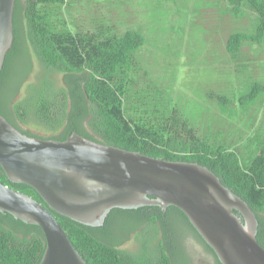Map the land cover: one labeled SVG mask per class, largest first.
Instances as JSON below:
<instances>
[{
	"label": "trees",
	"instance_id": "1",
	"mask_svg": "<svg viewBox=\"0 0 264 264\" xmlns=\"http://www.w3.org/2000/svg\"><path fill=\"white\" fill-rule=\"evenodd\" d=\"M71 1L15 0L14 42L0 70L1 114L31 136L63 141L77 132L150 156L209 167L254 210L264 246V77L252 52L255 44L264 45V0H211L221 13H213L211 26L222 25L224 58L233 65L236 84L230 79L213 82L204 94L210 111L205 122L178 102L182 95L174 96L152 79L144 55L148 40L140 28L120 31L103 22L95 29H75L65 15ZM27 41L40 66L31 82ZM56 74H62V84ZM243 121L257 123L253 133L242 130ZM30 125L47 134L34 133ZM0 181L46 205L88 264H190L183 247L187 235L203 244L213 264H223L175 205L165 210L155 204L114 207L103 225L94 226L51 208L33 186L11 180L1 165ZM135 231L140 249H121ZM45 248L42 227L0 210V264H39Z\"/></svg>",
	"mask_w": 264,
	"mask_h": 264
},
{
	"label": "water",
	"instance_id": "2",
	"mask_svg": "<svg viewBox=\"0 0 264 264\" xmlns=\"http://www.w3.org/2000/svg\"><path fill=\"white\" fill-rule=\"evenodd\" d=\"M14 7L15 0H0V70L14 42ZM0 165L11 180L33 186L51 208L81 223L102 225L114 207L175 205L223 264H264L256 213L205 165L150 156L77 132L63 141L31 136L1 112ZM0 210L42 227L46 248L39 264H88L46 205L2 181Z\"/></svg>",
	"mask_w": 264,
	"mask_h": 264
},
{
	"label": "rangeland",
	"instance_id": "3",
	"mask_svg": "<svg viewBox=\"0 0 264 264\" xmlns=\"http://www.w3.org/2000/svg\"><path fill=\"white\" fill-rule=\"evenodd\" d=\"M212 7L211 0H72L65 15L75 29H95L103 22L120 31L140 28L148 40L144 55L150 60L148 70L152 79L174 96L182 95L178 102L190 110L196 120L205 122L209 120L210 111L206 109L204 94L212 88L213 82L230 79L236 84L233 65L224 58L222 25L211 26L213 13H221ZM26 44L33 64L28 78L31 82L40 66L30 43ZM252 52L258 57V71L264 77V45L255 44ZM22 65L21 60H16L17 68ZM56 78L62 84V74H56ZM239 124L246 134L253 133L257 127V123L243 121ZM27 128L36 134H47L34 125ZM157 241L158 238L151 244L156 246ZM140 246L137 231L119 245L130 252L138 251ZM183 247L190 264H213L211 254L192 235L184 237Z\"/></svg>",
	"mask_w": 264,
	"mask_h": 264
},
{
	"label": "flooded vegetation",
	"instance_id": "4",
	"mask_svg": "<svg viewBox=\"0 0 264 264\" xmlns=\"http://www.w3.org/2000/svg\"><path fill=\"white\" fill-rule=\"evenodd\" d=\"M235 210H236V209H234V211H235ZM235 213H236V212H235ZM239 213H240V212H239ZM236 214H237V213H236ZM237 215H239V214H237ZM239 217H240L243 221H245V220H244V217H243V215H242L241 213H240ZM104 222H105V221H104ZM103 224H104V223H103ZM103 224H102V225H103ZM246 224H247V223H246ZM263 237H264V236H263ZM263 237H262V238H263ZM175 240H176V239H174L173 241H175ZM172 246H173L172 248L175 249L176 245H175L174 243H173Z\"/></svg>",
	"mask_w": 264,
	"mask_h": 264
}]
</instances>
